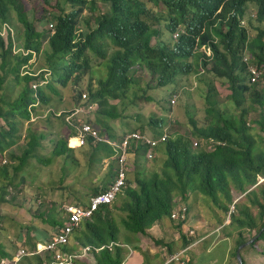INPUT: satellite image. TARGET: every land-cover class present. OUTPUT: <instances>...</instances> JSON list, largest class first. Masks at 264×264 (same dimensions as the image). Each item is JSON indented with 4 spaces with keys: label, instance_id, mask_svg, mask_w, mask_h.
I'll return each mask as SVG.
<instances>
[{
    "label": "trees",
    "instance_id": "1",
    "mask_svg": "<svg viewBox=\"0 0 264 264\" xmlns=\"http://www.w3.org/2000/svg\"><path fill=\"white\" fill-rule=\"evenodd\" d=\"M97 1L109 5V13L97 15L92 27L82 13L93 12ZM42 2L49 6L51 0ZM64 6L67 9H60L49 18L46 13L50 12L43 10L41 19L52 22L53 32L47 28L40 33L26 17L20 0H0V204L7 203L9 192L16 190L13 179L28 160L51 164L63 158L65 166L78 164L73 158L75 149L67 146L69 137L55 140L49 157L37 153L44 134L34 133L31 126L36 124V111L52 106V96L60 95L58 87L65 89L70 83L77 86L90 73L87 53L91 52L107 68L105 79L91 81L85 88L88 102L98 107L93 124L89 123L102 139L119 142L123 137L116 135L110 122L125 118L126 108L119 111L111 102L123 103L130 92L135 96V89L140 90L134 77L137 68L147 72L154 82L149 89L166 93L182 77L196 75L205 86L207 122L199 126L188 114L190 136H169L157 146L156 151L166 156L160 172L147 175L140 171L139 160L144 159L148 147L132 142L126 170L134 167L133 180L127 178L118 204L99 208L72 232L70 239L79 247L128 244L127 235H146L152 225L169 218L177 196L185 201L188 194H200L227 213L234 190L245 194L247 204L238 205L237 215H230V223L240 229L233 257L247 241L243 237L246 230L255 231L252 238L259 235L250 246L264 241V182L257 181V177L264 178V139L247 123L255 106L264 109V86L258 89L257 84H250L247 64L243 62L248 51L251 63L264 68V27H259L264 26V0H65ZM251 7L255 12L249 10ZM13 21L23 26V40L19 44L14 43ZM80 23L85 25L84 29L78 27ZM253 23L255 28L251 27ZM4 29L5 41L1 37ZM250 31L255 33L252 37ZM175 32L180 33L177 39L172 37ZM44 36L46 71L34 75L29 70L30 62L41 52ZM214 80L227 83L231 106L217 100ZM83 92L76 93V105ZM141 92L147 101L160 104L165 100ZM161 110L168 112L164 107ZM165 120L150 117L147 124L153 130L151 137H161ZM254 124L264 135V115ZM19 142L24 144L21 155L9 152ZM81 148H89L99 160L104 159L100 154L111 158L117 153L111 145L92 139H87ZM112 161L116 164L115 159ZM112 174L114 179L115 172ZM105 183L103 188L93 189V195L105 191L110 185ZM254 208L258 209L257 216L253 214ZM41 219L57 231L66 217L49 212L46 219L42 215ZM121 231L125 235L121 236ZM31 232L28 227L24 236L19 235L20 245H27L30 251L38 241L29 236ZM73 249L69 245L63 248L68 252ZM15 254L0 248V259L10 260ZM92 256L96 264H122L126 249L117 245ZM24 260L29 264L42 262L39 256Z\"/></svg>",
    "mask_w": 264,
    "mask_h": 264
},
{
    "label": "rangeland",
    "instance_id": "2",
    "mask_svg": "<svg viewBox=\"0 0 264 264\" xmlns=\"http://www.w3.org/2000/svg\"><path fill=\"white\" fill-rule=\"evenodd\" d=\"M20 3L28 20L33 23L34 27L40 33H45L48 27L52 30V28H50L52 27V22L47 23L45 20L42 21L41 19L44 15L43 10L44 12H50L46 13V16L49 18L50 14L59 13L60 9H67L64 6L65 0H51L49 6L44 5L42 0H20ZM56 4L59 7L56 6ZM108 9L109 5L97 1L94 11L90 12L84 10L82 16L85 17L89 21L90 26L93 27V19L99 14H108ZM249 10L255 12L253 7ZM13 24L15 26L12 27L14 30V43L19 44V42L23 40V26L16 21ZM256 26L257 25L253 23L251 27L255 28ZM78 27L84 29L85 25L80 23ZM5 30L6 29L2 31L1 35L4 41L6 40ZM249 34L252 37L255 33L250 31ZM41 43V52L39 55L33 56L29 66V70L33 72L34 75L43 74L42 71H46L44 51H47V36L41 39ZM151 43H155L154 38ZM245 54L250 56L248 51H245ZM87 55L91 64L90 73L85 75L81 83L77 86L70 83L65 89L58 87L57 89L60 95L52 96V106H43L40 108L41 110L39 109L35 113L36 124L31 126V129L34 130V133L44 134V139L41 141L42 148L37 150V153L44 157L50 156L55 140L74 136L72 127L73 122H71V125L68 124V112L77 106L74 99L76 93L78 91H84L86 93L85 88L91 81L94 82L97 79H105L106 77L107 68L106 65L103 64V61L91 52H88ZM134 77L139 83L138 87H140V90L137 88L135 89L136 95L134 96L133 92H130L129 99H125L123 103L118 101L111 102L112 105L118 106L119 111H121L122 108H126L125 113H123L125 118L112 120L110 122L111 126L115 129L116 135L122 137L129 132H140L147 136H151L153 130L147 124L149 123L150 117H163L166 119V128L164 127V130L168 136H190L188 114L193 116L199 126H204L206 124L207 118L203 100L205 86L196 75L192 74L188 77H182L178 80L176 87H168L170 92L168 91L167 93L162 92V89H149L152 88L154 82H152L150 76L145 71H141L137 68L134 72ZM214 85L217 89V100L219 103L230 104L227 83L223 82V80H214ZM257 85L258 89H260L264 86V82H260ZM141 90L146 91L148 97H155L156 100L157 98L164 97L165 100L160 104L155 101H147L143 98ZM169 94H172L171 97H168ZM172 99L175 101L174 104L171 103ZM133 103L135 106L131 105ZM228 106H231V104ZM163 107L168 110L165 114L161 110ZM263 115L264 109L255 106V110L248 115L247 123L258 136L264 139V135L254 124V121H257L259 117ZM74 119L91 122L93 124L94 115L78 114ZM72 120L73 118H71L70 121ZM23 148L24 144L19 142L17 146L9 150V152H13L20 156ZM101 156L104 157V159L99 160L98 155L93 154L89 148H77L73 153V158L76 159L77 165L75 163H70L69 166H65L63 158H58L51 164H40L36 160H28L27 164L13 179V184L17 186L16 190H8L10 194L6 197L7 203L0 204V248L15 254L21 243L19 235L24 236L28 227L32 229L31 234L35 236L38 232L42 231H46L48 235L51 234L54 228L50 224L45 223L44 220L41 219V215L46 219V215L52 212L53 215L55 214L59 218L63 217L64 213L61 208L63 204H79L83 206L93 195V189L103 188L105 182V185H108L113 180L114 173L112 174V172H115L116 167L112 159L116 158V156L109 158L105 154H100V157ZM153 157L155 158L148 159L144 157V159L139 160L138 168L142 173L148 175L162 170L166 156L163 153H153ZM6 160H9L8 157ZM133 169L134 167L129 168L130 171L126 170L127 178L130 179V181L133 180ZM9 172L10 175L11 171ZM259 178L261 177H257L258 184L264 182H260L258 180ZM192 196L194 195L192 194ZM194 197H198V201L201 199L204 206L201 210L203 213L208 212L210 216H212L211 219H215V212L217 214L222 212L218 205H215L211 199L200 194ZM119 198L120 196L115 200L113 205L118 204ZM178 198L180 197L177 196L176 200H174L175 203L182 201ZM223 200V197H220V201L223 202ZM204 201L208 203L210 207H213L214 211L210 210V208L204 204ZM241 201L242 202H239L240 204L234 205V212L231 216L237 215L238 205L247 204L246 198ZM231 206L230 204L229 210ZM252 210L253 214L257 216L258 209L254 208ZM195 212V207L190 208L192 217L195 216ZM117 214L123 216V214ZM234 227L236 226L234 225ZM29 244L31 243L29 242ZM248 246L249 247L240 250V252L244 250L242 254L250 253L256 255L257 251H254V247ZM22 247L25 248L24 246ZM221 251L222 248L220 246L216 249L215 253H220ZM201 258L204 263L209 261L208 256L205 254Z\"/></svg>",
    "mask_w": 264,
    "mask_h": 264
},
{
    "label": "crops",
    "instance_id": "3",
    "mask_svg": "<svg viewBox=\"0 0 264 264\" xmlns=\"http://www.w3.org/2000/svg\"><path fill=\"white\" fill-rule=\"evenodd\" d=\"M109 142L117 143L111 140H109ZM156 148L154 150L155 154L158 153ZM154 158L155 157H153V159ZM238 195L242 194H238V192L231 190L232 203L240 204L239 202H242L241 200L245 198V194L242 196ZM194 196L188 194L185 201L182 200L179 203H175L174 201L175 206L173 210H176L180 205L187 208V222L184 225H179L170 218H164L160 222L152 225L150 229L147 230L146 235H127L129 238L128 244H124L123 242L116 243L117 245H120V247L126 249V256L124 257L122 264H179L167 263L169 258L175 255L179 256L184 264L187 262H191L192 264H238L236 254L234 258L233 253L235 252L238 231L240 229L237 228V225L234 227V225L230 223V219L227 221L226 215L228 212H219V214L215 212V219H211L212 216H210L208 212H202L201 208H204V206L201 199L198 201L197 199L199 198H195ZM204 204H206L210 210L214 211V208L210 207L205 201ZM192 207H195L196 209L194 217H192V214L190 213V208ZM188 230L194 231L193 237L186 236ZM45 232L46 231L38 232L36 236L32 234L30 236L34 237V239L36 237L38 238L36 244L45 243L52 234L48 235L47 232ZM122 234L125 235L124 231H121V236ZM254 234L255 231L246 230L243 237L248 241L252 239ZM44 237H47V239ZM22 239H24V237H22ZM20 244L19 247L23 248ZM68 245L69 248L74 246V249L70 252L62 249L68 254L78 253L83 248L79 247L72 238ZM23 246L25 247L24 249L30 251V248L27 245ZM220 246L222 251L220 253H215L216 249ZM247 247L249 246L244 247V249ZM253 247L254 251H257L256 255L250 253L242 254L244 250L240 252L242 262L244 264H264V241L257 242ZM204 254L208 256L209 260L206 263H204L201 258ZM75 264L96 263L92 256L88 259L78 260Z\"/></svg>",
    "mask_w": 264,
    "mask_h": 264
},
{
    "label": "built area",
    "instance_id": "4",
    "mask_svg": "<svg viewBox=\"0 0 264 264\" xmlns=\"http://www.w3.org/2000/svg\"><path fill=\"white\" fill-rule=\"evenodd\" d=\"M245 25V22H241V26ZM52 28V27H50ZM179 32L173 34V39L179 37ZM243 62L247 64V73L249 76L250 84H258L264 81V68H258L256 65L251 63L250 56L244 53ZM35 88V86H33ZM87 93L83 92L81 94V99L78 102L77 106L68 112V124L73 122V133L74 136L68 138L67 146L72 149H77L84 147L86 145L87 139H92L98 142H105L116 149V158L115 159V177L107 189L103 192H100L96 195L91 196L86 206L81 205H70L63 204L62 212L64 213L66 220L64 225L53 232L49 239L45 243H38L35 245V248L31 251H28L24 248H19L17 253L12 257V259H0V264H29L24 259L26 257H36L39 256L42 259V262H35L33 264H75L76 261L83 259H88L92 257L93 253H98L104 248L109 251L116 246V243H111L108 246H101L98 248H92L90 246L83 247L78 253L68 254L62 249L65 246H68L70 243V237L74 230H76L79 225L86 219L92 217V215L101 207L112 205L117 197L122 193L126 187V159L130 144L132 142H137L141 145L148 147L145 158L153 159V153L155 148L159 143H163L169 137L166 131L163 129V133L159 138H153L147 136L140 132H129L125 134L122 139L115 143L109 142L107 139H102L99 135L98 130L89 122L75 120L74 117L78 114H94L97 110V105L95 103L88 102ZM171 103L174 104L175 101L172 99ZM71 118H73L72 121ZM74 141V144H72ZM193 146L196 147L197 143L194 142ZM211 150V148H208ZM6 161H3L5 164ZM260 182L264 181V178L258 179ZM234 205L230 207V210L227 214V221L230 219V215L234 212ZM188 211L187 208L183 205L177 207L176 210H173L170 215V219L175 221L179 225H184L187 222ZM186 236L193 237L194 231L188 230ZM49 257L48 259L46 257ZM167 263H179L184 264L180 260L179 256H171Z\"/></svg>",
    "mask_w": 264,
    "mask_h": 264
},
{
    "label": "water",
    "instance_id": "5",
    "mask_svg": "<svg viewBox=\"0 0 264 264\" xmlns=\"http://www.w3.org/2000/svg\"><path fill=\"white\" fill-rule=\"evenodd\" d=\"M259 235H257L256 237H253L252 239L248 240L247 242L243 243L238 249H237V252H236V260H237V263L238 264H242V259H241V255H240V250H242L244 247L252 244L257 238H258Z\"/></svg>",
    "mask_w": 264,
    "mask_h": 264
},
{
    "label": "clouds",
    "instance_id": "6",
    "mask_svg": "<svg viewBox=\"0 0 264 264\" xmlns=\"http://www.w3.org/2000/svg\"><path fill=\"white\" fill-rule=\"evenodd\" d=\"M49 28V27H48ZM50 30V29H49ZM50 32L52 33L53 32V29L52 30H50Z\"/></svg>",
    "mask_w": 264,
    "mask_h": 264
},
{
    "label": "bare ground",
    "instance_id": "7",
    "mask_svg": "<svg viewBox=\"0 0 264 264\" xmlns=\"http://www.w3.org/2000/svg\"><path fill=\"white\" fill-rule=\"evenodd\" d=\"M72 144H74V141H72Z\"/></svg>",
    "mask_w": 264,
    "mask_h": 264
}]
</instances>
